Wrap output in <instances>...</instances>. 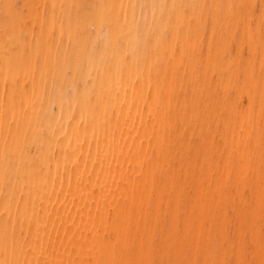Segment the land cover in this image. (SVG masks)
<instances>
[{
	"label": "bare ground",
	"instance_id": "6f19581e",
	"mask_svg": "<svg viewBox=\"0 0 264 264\" xmlns=\"http://www.w3.org/2000/svg\"><path fill=\"white\" fill-rule=\"evenodd\" d=\"M16 2L0 264H264V0Z\"/></svg>",
	"mask_w": 264,
	"mask_h": 264
},
{
	"label": "rangeland",
	"instance_id": "374dc122",
	"mask_svg": "<svg viewBox=\"0 0 264 264\" xmlns=\"http://www.w3.org/2000/svg\"><path fill=\"white\" fill-rule=\"evenodd\" d=\"M16 4H17V5L19 4L18 7L20 6V3H18V0H17ZM17 5H16V6H17ZM18 7H17V8H18Z\"/></svg>",
	"mask_w": 264,
	"mask_h": 264
}]
</instances>
